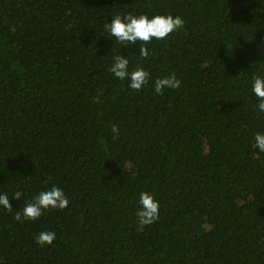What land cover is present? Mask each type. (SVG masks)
I'll return each mask as SVG.
<instances>
[{"label":"trees","instance_id":"1","mask_svg":"<svg viewBox=\"0 0 264 264\" xmlns=\"http://www.w3.org/2000/svg\"><path fill=\"white\" fill-rule=\"evenodd\" d=\"M128 12L184 23L144 60L128 53L139 42L106 38ZM116 54L151 73L141 91L108 71ZM257 72L264 0H0V194L13 206L0 207V264H264ZM172 73L181 86L154 94ZM53 185L67 208L15 219ZM142 191L160 203L144 227Z\"/></svg>","mask_w":264,"mask_h":264},{"label":"clouds","instance_id":"2","mask_svg":"<svg viewBox=\"0 0 264 264\" xmlns=\"http://www.w3.org/2000/svg\"><path fill=\"white\" fill-rule=\"evenodd\" d=\"M183 18L172 14H115L104 24L105 31L113 45L119 43L125 49H134L139 42V52L128 51L133 56L138 55L141 59L147 60L149 48L147 44L155 40H165L169 34L182 28ZM130 59L124 54H116L112 57V62L108 71L115 80L127 82V87L139 92L149 83L151 73L143 67L129 70ZM181 86V81L175 73L154 82V94L161 95L165 89H177ZM251 91L257 99L255 105L259 114H264V74L254 73L251 78ZM113 138L119 136V127H111ZM253 148L264 153V133L257 132L254 136ZM22 191H16L12 196L13 200H21ZM70 205V196L64 188L53 185L47 190L39 192L33 199L24 204L22 210L15 213V219L21 223L26 221L35 222L48 210H63ZM137 209V220L141 227L155 223L160 216V203L154 193L142 191L139 194ZM0 207L12 211L8 194H0ZM56 237V233L50 230L41 231L36 236V242L43 246L51 244Z\"/></svg>","mask_w":264,"mask_h":264}]
</instances>
